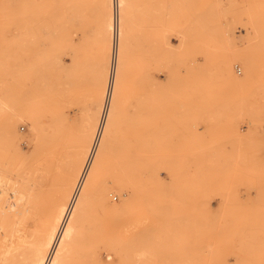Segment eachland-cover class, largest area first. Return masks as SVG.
Segmentation results:
<instances>
[{
  "label": "rangeland",
  "instance_id": "rangeland-1",
  "mask_svg": "<svg viewBox=\"0 0 264 264\" xmlns=\"http://www.w3.org/2000/svg\"><path fill=\"white\" fill-rule=\"evenodd\" d=\"M79 1L0 20V264H264V0Z\"/></svg>",
  "mask_w": 264,
  "mask_h": 264
},
{
  "label": "crops",
  "instance_id": "crops-1",
  "mask_svg": "<svg viewBox=\"0 0 264 264\" xmlns=\"http://www.w3.org/2000/svg\"><path fill=\"white\" fill-rule=\"evenodd\" d=\"M90 6L88 0H80L75 2L74 16L72 17V11L69 9H64V36H71L72 25L79 27V41L83 45L85 34H86V43L87 49L88 44H93V47H90L92 51L100 59H106L108 57V44L106 42V32H105V22L110 15V2L109 0H95L94 6ZM17 0H0V20L4 22L16 21L18 18L17 14ZM31 13H32V27L33 31L38 30V35L50 38L56 36V31L54 28V21L56 18V8L54 0H31ZM78 7V8H77ZM92 9L95 12L92 14ZM90 10V13H89ZM78 13V15H76ZM93 15V17H92ZM146 23V22H145ZM148 29H150V20L147 23ZM1 30L7 31V29L1 28ZM14 30V28H10ZM103 31V32H102ZM104 34V35H103ZM92 38H94L92 40ZM90 40V42H89ZM50 41V39H49ZM93 41V42H92ZM177 42V41H176ZM46 45L45 42H42ZM40 44L39 46L43 44ZM72 67L71 59L65 57L64 62V101L65 106L68 102V89L69 85L71 86V80L68 76V66ZM82 94V93H81ZM83 106V99L80 97L76 101Z\"/></svg>",
  "mask_w": 264,
  "mask_h": 264
},
{
  "label": "bare ground",
  "instance_id": "bare-ground-1",
  "mask_svg": "<svg viewBox=\"0 0 264 264\" xmlns=\"http://www.w3.org/2000/svg\"><path fill=\"white\" fill-rule=\"evenodd\" d=\"M5 173L3 171V174H0V193H1V187L3 186V181L5 180ZM7 179V178H6ZM9 179V178H8Z\"/></svg>",
  "mask_w": 264,
  "mask_h": 264
}]
</instances>
